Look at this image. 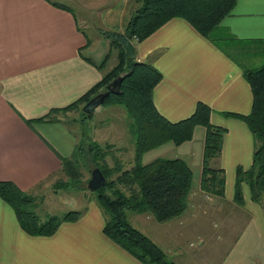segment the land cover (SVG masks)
<instances>
[{
  "label": "crops",
  "instance_id": "crops-1",
  "mask_svg": "<svg viewBox=\"0 0 264 264\" xmlns=\"http://www.w3.org/2000/svg\"><path fill=\"white\" fill-rule=\"evenodd\" d=\"M135 7L134 0H0V182L32 197L41 220L64 205L42 188L62 173V161L80 143L76 130L66 123L78 106L66 107L117 66L118 55L110 57L111 34L123 32ZM242 45L259 46L264 58V0H236L213 41L174 17L133 44L135 61L150 63L161 74L152 92L160 115L177 122L201 102L210 108V123L225 129L217 162L224 172L223 197L199 186L205 131L200 126L197 153L191 151L189 140L187 151L172 157L184 160L192 172L186 210L166 222L127 212L131 225L149 226L159 239L150 238L164 253L174 250L170 259L175 264H194L179 251L175 237L178 231L181 237L187 232V219L198 216L203 218V237L212 238L214 226L220 241L214 255L201 264H264V208L251 200L245 183L242 203L234 201L236 168L250 167L254 149L244 122L227 116L246 115L251 109V90L243 76L246 67L235 56L244 53ZM77 117L69 120L80 129ZM184 145L168 142L156 148L165 154ZM43 195L46 201L38 208L35 199ZM82 204L77 220L61 222L52 235L32 236L0 197V264H142L103 233L104 213L98 203L83 196ZM171 223L177 230L166 231Z\"/></svg>",
  "mask_w": 264,
  "mask_h": 264
},
{
  "label": "trees",
  "instance_id": "trees-1",
  "mask_svg": "<svg viewBox=\"0 0 264 264\" xmlns=\"http://www.w3.org/2000/svg\"><path fill=\"white\" fill-rule=\"evenodd\" d=\"M236 0H134L122 33L112 32V40L129 49V58L120 51L117 66L66 109L83 106L90 98L105 91L106 85L120 72H127L120 84V93L109 94L103 102L121 105L130 118L134 138V161L124 169L110 145L89 144L91 163L106 179L95 190L96 202L104 213L103 233L142 264H175L168 262L164 251L127 219V212L146 213L157 222H166L182 214L188 207L192 188V172L180 158L154 159L143 164L144 153L165 143L179 145L192 138L194 129L204 128L200 188L213 196L224 195V172L217 166L224 128L210 123V108L197 102L193 113L177 122H169L158 113L152 92L160 81V72L150 63L135 61L133 42H141L169 19L186 20L200 35L213 41L221 20L232 10ZM105 37H110L104 33ZM217 39V38H216ZM215 41V40H214ZM252 95L250 112L246 115L227 114L244 122L252 134L254 151L248 169L236 168L234 201L242 203L241 184L245 183L252 201L264 208V63L254 69H243ZM108 104V105H109ZM83 112V111H82ZM90 114L82 113L83 119ZM81 143L62 161V172L72 176L78 186L80 170L86 167ZM108 160L113 163L109 164ZM77 175V176H76ZM62 185V184H61ZM0 197L16 213L20 227L32 236L52 235L63 221L77 220L81 212L69 211L63 216L39 219L30 196L8 182H0Z\"/></svg>",
  "mask_w": 264,
  "mask_h": 264
},
{
  "label": "rangeland",
  "instance_id": "rangeland-1",
  "mask_svg": "<svg viewBox=\"0 0 264 264\" xmlns=\"http://www.w3.org/2000/svg\"><path fill=\"white\" fill-rule=\"evenodd\" d=\"M133 44H135V41H132ZM244 53H235L236 60L244 65L248 69H254L259 67L264 63V58H262V52L260 50L259 46L256 45H242ZM123 49L125 53V58H129V49L128 48H121V46L118 43H114L110 49L111 56L114 54L118 55L119 60V54L120 51ZM242 50V51H243ZM113 63H117V59L114 60ZM113 63L110 62L105 65V69H107L108 66H111ZM104 103L100 105L95 112L89 116L85 117L83 119L82 115V106L77 107V111H71L68 115V118L66 119V123L73 127L77 134L79 141L81 143V152L86 155V167L84 169L80 170V180L78 182V186L75 185V182L72 181V176L69 177L67 174H64L62 172L61 174H56V176L49 180L48 183H45L42 190H48L46 192V195L54 196L61 204H64L60 206V210L54 213V215L61 217L65 213L69 211H81L83 204V196L85 197V200H94L96 201V193L95 190L91 191L87 188V181L90 178V171L95 168L94 165L91 163V154L88 151L89 144L95 143L97 145H100L104 147L105 145H110L113 151V154L116 156L115 158L117 161L122 164L124 169H128L131 167L134 161V138L133 132L131 130V123L130 118L126 114L125 110L121 105H118L117 103L113 102ZM71 114V115H70ZM73 116H79L78 121H81L80 129H78L76 123H72L69 118ZM65 121V120H64ZM78 129V130H77ZM200 126L196 127L193 133V137L191 138L190 142L188 143L189 146L192 148L193 153H197L198 149L200 148L201 144V138H200ZM83 134V136H82ZM188 144L185 142V145L181 148L173 147L169 152L165 154H161V149L155 148L152 151H148L149 153L145 156L143 155L141 158V162L145 164L148 161H153L154 159H165V158H172L179 156V153L186 152L188 148ZM254 151V149H253ZM156 155V156H155ZM160 155V156H159ZM163 155V156H161ZM182 156V155H181ZM109 164H112V160H108ZM149 163V162H148ZM77 176V175H76ZM62 184V185H61ZM262 197L264 199V192L262 194ZM32 198V197H30ZM40 201L38 203V200ZM53 202H55L54 199L51 198ZM77 200V202L74 203V201ZM36 205H41L46 201V196H40L35 199ZM224 205L226 204L225 201L222 202ZM32 204H34V200H32ZM37 208V207H36ZM43 215V214H42ZM198 216V215H196ZM178 222V221H173ZM137 224V222H134ZM133 222L132 224L135 225ZM212 225V222L209 223ZM138 225V224H137ZM139 226V225H138ZM203 218L196 217V218H190L186 221V229L187 232L184 235H188L184 237V235L181 237L180 232L178 231L176 235V239L179 240L177 244L179 243L181 246L179 247V251L181 253H184V255L190 256L193 258L194 264H201L204 262V260L210 256L214 255L213 250L218 249V244H220V241L215 236L218 232V229L216 227H211V234L213 235L212 238L203 237V234H205V231L203 230ZM140 227V226H139ZM177 227L174 223H171L168 227H166L167 230H177ZM140 231L150 238L154 237L153 233L151 232L149 226H144L143 228H139ZM174 232V231H172ZM207 234V233H206ZM158 237V236H157ZM155 238V237H154ZM151 239V238H150ZM159 239V238H155ZM181 239V241H180ZM201 239V245L200 243ZM152 240V239H151ZM153 241V240H152ZM167 243V242H166ZM164 247V246H162ZM212 250L211 255H204L206 252ZM217 252V251H216ZM174 250H168V252H165V258L169 262H172L173 260L170 259L171 257H174ZM174 263H177L176 260Z\"/></svg>",
  "mask_w": 264,
  "mask_h": 264
},
{
  "label": "water",
  "instance_id": "water-1",
  "mask_svg": "<svg viewBox=\"0 0 264 264\" xmlns=\"http://www.w3.org/2000/svg\"><path fill=\"white\" fill-rule=\"evenodd\" d=\"M127 75V72L118 73L107 85L105 91L99 92L90 100H88L83 106L82 111L86 114L92 113L98 106L101 105L104 98L109 94L117 95L120 93V84L124 77ZM106 182L105 177L99 170V168L95 167L90 171V178L87 181V188L91 191H94L98 188L104 186Z\"/></svg>",
  "mask_w": 264,
  "mask_h": 264
}]
</instances>
